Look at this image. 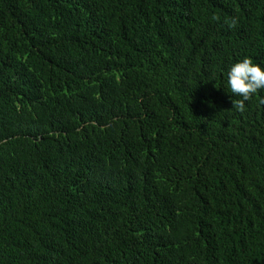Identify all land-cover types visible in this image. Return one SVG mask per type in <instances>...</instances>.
Listing matches in <instances>:
<instances>
[{"label":"trees","instance_id":"16d2710c","mask_svg":"<svg viewBox=\"0 0 264 264\" xmlns=\"http://www.w3.org/2000/svg\"><path fill=\"white\" fill-rule=\"evenodd\" d=\"M264 0H0V264H264Z\"/></svg>","mask_w":264,"mask_h":264},{"label":"clouds","instance_id":"9594fccd","mask_svg":"<svg viewBox=\"0 0 264 264\" xmlns=\"http://www.w3.org/2000/svg\"><path fill=\"white\" fill-rule=\"evenodd\" d=\"M228 93L238 96L235 110L243 112L245 102L260 90H264V68L252 62L248 57L232 63L225 72ZM258 103L264 105V96L258 97Z\"/></svg>","mask_w":264,"mask_h":264}]
</instances>
